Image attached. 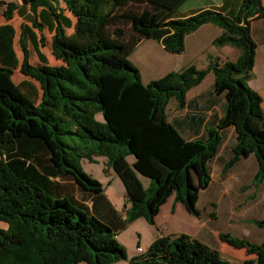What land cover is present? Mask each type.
Listing matches in <instances>:
<instances>
[{
  "label": "trees",
  "instance_id": "obj_1",
  "mask_svg": "<svg viewBox=\"0 0 264 264\" xmlns=\"http://www.w3.org/2000/svg\"><path fill=\"white\" fill-rule=\"evenodd\" d=\"M24 1L34 13L43 6L52 10L57 22L52 50L60 64L31 61L28 28L22 24L19 69L40 83L42 96L36 103L14 80L20 60L12 27H0V49L9 50L8 58H0V264L127 259L129 264H234L185 233L162 234L146 251L128 258L118 235L140 217L156 225L171 196L199 216L200 190L212 182L211 162L230 126L236 143L230 158L222 161L223 174L254 154L259 165L254 183L264 181L263 98L249 84L257 51L251 24L264 17L262 0H242L235 15L208 8L183 18L174 14L186 0ZM3 5L6 19L20 8L0 0ZM61 8L74 17L71 31L68 19L56 12ZM206 23L222 28L215 45L240 50L236 60H213L206 68L192 63L143 82L130 60L143 40H157L181 54L187 36ZM40 32L44 42L47 36ZM210 71L213 92L225 97V114L217 125L206 127V135L190 139L170 121L167 108L172 98L183 108L187 92ZM99 156L108 158L124 184L130 204L125 212L83 168V159L96 162ZM141 176L150 179L149 187ZM255 223L264 228V218ZM221 236L254 255L241 264H264V240Z\"/></svg>",
  "mask_w": 264,
  "mask_h": 264
},
{
  "label": "rangeland",
  "instance_id": "obj_2",
  "mask_svg": "<svg viewBox=\"0 0 264 264\" xmlns=\"http://www.w3.org/2000/svg\"><path fill=\"white\" fill-rule=\"evenodd\" d=\"M235 12H231L230 14L235 15L237 13ZM3 17V13L0 10V21ZM20 17L25 21L30 20L28 16L26 17L21 12L16 18L15 25L17 33L16 37H14V47L17 49L16 51L20 61L14 73V80L37 103L42 96L40 83L32 77L26 76L19 69L24 57L19 43L22 35L21 31L24 27L20 24ZM3 22L5 23L6 21L4 20ZM68 24L71 27L70 20H68ZM25 25L28 28L25 43L31 51V61L33 63L42 62L51 65L60 64V60L55 58L52 50V37L55 33L54 26H49L45 23L47 37L42 42L38 28H35L29 23ZM12 32L14 36L13 29ZM192 47L193 43L190 44V49ZM196 48H199L198 41L195 42L194 49ZM221 49H225L226 51L224 53L218 52L221 61L228 60V57H230L229 60L237 59L234 49L235 51L239 49L233 46L213 45L207 52L213 53ZM0 52V58L9 57L7 47H2ZM189 55V51L184 54V56ZM214 56H211L212 60L210 63L213 60H218L217 57L219 56H217V53ZM199 59L204 61L206 57L201 56ZM130 60L137 66L136 59L130 58ZM209 82V78H205L201 82L202 85L200 87L205 88ZM171 100L173 101L174 99L172 98ZM172 101L170 107L167 108L168 115L173 112L176 106ZM97 118L103 120V114L98 113ZM134 159V156L128 157L130 162ZM82 163L84 170L88 174L103 183L105 194L109 199L115 203L118 209L125 212L127 199L124 184L114 169L108 165V158L99 156L96 162L83 159ZM254 165L253 157V159L240 162V164L235 165L223 174L222 171L220 172L219 165L214 163L211 171L212 182L207 188H201L200 190V198L197 203L200 215H193L184 204L176 201L174 196L171 197L165 206L164 212H162V218H159V225L164 230L165 235L189 234L192 237L200 239L206 245L217 248L226 259L234 264H241L245 259L254 257V255L247 254L246 247L235 246L221 236L222 234H230L232 237H239L254 243H260L264 240V228L255 223V220L264 218V181L260 185L254 183ZM257 167L259 169L258 163ZM141 179L144 186L149 187L150 179L144 176H141ZM158 235L157 228L150 224L144 217H140L131 222L126 229L120 231L118 239L126 247L127 254L132 255L135 252L137 254L141 253V251H138V245L146 251ZM125 263L126 261L121 260L113 264ZM78 264L87 263L80 262Z\"/></svg>",
  "mask_w": 264,
  "mask_h": 264
},
{
  "label": "crops",
  "instance_id": "obj_3",
  "mask_svg": "<svg viewBox=\"0 0 264 264\" xmlns=\"http://www.w3.org/2000/svg\"><path fill=\"white\" fill-rule=\"evenodd\" d=\"M6 2H15L20 5V8L17 9L13 15V18L6 19L3 14V19L0 21V27H4L9 25L14 30L13 36V47H14V37H16L17 29H16V18L18 14L21 12L23 15H26L30 18L29 21H25L22 17L20 20V24L22 26L25 24H32L35 28H38L39 33L40 28L46 34V24L49 26H54L56 30L57 22L56 18L52 12V10L43 6L39 9L38 12L34 13L31 10L30 5L26 4L24 0H4ZM242 0H186L179 9L175 12L174 16L178 18H183L189 15H192L196 12H199L208 8L221 9L223 12L230 14L231 12H238ZM262 4L264 6V0H262ZM60 7L64 8V4H59ZM53 6L56 8V3L54 2ZM65 9V8H64ZM1 13H4L5 6H0ZM19 11V12H18ZM56 12L60 15L61 18H66L70 20L72 30V26L74 24V17L71 12L67 9L56 10ZM235 12V13H236ZM73 19V20H72ZM6 21L5 23L3 21ZM37 22V26L35 24ZM43 22V23H42ZM42 25V27H38V25ZM69 25V24H68ZM251 32L253 39L257 45L255 65L252 72V77L249 80L250 86L258 91L263 98L262 107L264 110V17L256 18L252 21L251 24ZM222 33V28L214 23H206L202 25L196 31L190 33L186 38V48L185 51L181 54H175L168 51L164 45L159 41H154L152 39H145L141 44L134 50L131 54V59H136L137 66L139 67L143 82L148 83L153 79L160 78L164 76L166 73L173 70H180L181 68L189 65L196 64L199 68H206L209 66L211 56L213 57L217 53V59H220V54L218 52H226L225 49H221L220 51L207 52L209 48L215 45L214 39L218 37ZM10 34L8 30L7 35ZM47 36V34H46ZM8 36L6 37V40ZM198 41L199 48L194 49L195 42ZM20 43V42H19ZM193 43L192 49H190V44ZM229 46V45H226ZM14 50L17 53V49ZM238 50V49H237ZM190 53L189 56H184L186 52ZM193 52V53H192ZM235 57H238L240 51H235ZM201 56H205L206 59L204 61L200 60ZM215 57V56H214ZM184 58V59H183ZM230 59V57H228ZM223 61V60H222ZM205 78H209L210 82L207 83L205 88L200 87L202 84L193 87L191 90L187 92L186 95V105L183 108L178 106L177 101L174 99L172 102L176 105L175 109L172 113L169 114L170 121L177 126V128L187 137V138H196L202 137L206 135V127L210 125H217L220 119L225 114V97L223 94L218 95L213 92V85L215 83V75L213 71H210ZM205 80V79H204ZM171 101L169 106L171 105ZM264 125V122H263ZM236 143V133L234 126H230L226 128V135L224 142L221 146V149L217 155V157L211 162V165L214 163L218 164L220 167V172L223 169V160L229 159L232 155V147ZM254 157V175H256L258 171L257 167V158L254 154L249 155L248 157L243 158L240 162L253 159ZM134 161V160H133ZM132 161V162H133ZM236 164V165H237ZM212 171V166H211ZM223 173V172H222ZM173 197V196H171ZM170 197V198H171ZM168 199V201L170 200ZM112 201V200H111ZM168 201L161 207L159 214L156 216V225H153L157 228L159 235H165L164 230L159 225V218H162V212H164L165 206ZM113 202V201H112ZM115 205V203L113 202ZM116 206V205H115ZM130 204L126 201V208L129 207ZM117 208V206H116ZM118 209V208H117ZM120 212L122 210L118 209ZM141 253L144 252L142 247L138 245ZM141 253H136L129 255L128 258H131L135 255H139ZM126 261L125 264H129L128 259L123 260Z\"/></svg>",
  "mask_w": 264,
  "mask_h": 264
}]
</instances>
